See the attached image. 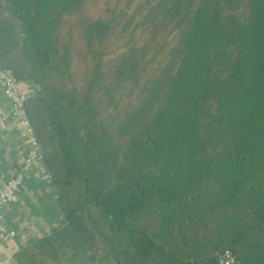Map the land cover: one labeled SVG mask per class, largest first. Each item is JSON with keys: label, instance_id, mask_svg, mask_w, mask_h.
<instances>
[{"label": "trees", "instance_id": "obj_1", "mask_svg": "<svg viewBox=\"0 0 264 264\" xmlns=\"http://www.w3.org/2000/svg\"><path fill=\"white\" fill-rule=\"evenodd\" d=\"M0 68L62 214L16 264H264V0H0Z\"/></svg>", "mask_w": 264, "mask_h": 264}, {"label": "crops", "instance_id": "obj_2", "mask_svg": "<svg viewBox=\"0 0 264 264\" xmlns=\"http://www.w3.org/2000/svg\"><path fill=\"white\" fill-rule=\"evenodd\" d=\"M24 87L32 95L37 92L31 83H24ZM14 103V99L7 97L4 88L0 87V186L20 171L31 151L26 129L13 113ZM44 168L42 162L34 164L19 192L18 202L3 211L4 225L15 231L18 237L0 240V264H16L15 255L28 241L34 242L49 235L52 227L62 219L59 188L43 179Z\"/></svg>", "mask_w": 264, "mask_h": 264}, {"label": "built area", "instance_id": "obj_3", "mask_svg": "<svg viewBox=\"0 0 264 264\" xmlns=\"http://www.w3.org/2000/svg\"><path fill=\"white\" fill-rule=\"evenodd\" d=\"M0 87L4 88L7 97L14 99L13 113L19 117L21 126L26 129L31 146V151L27 154L20 171L0 186V240L8 241L17 238L18 234L15 231L8 230L4 225L3 211L7 206L18 202V195L25 183L27 174L36 162L44 164V155L25 109L26 101L32 94L10 72L1 68ZM43 179L53 182V177L46 167L44 168ZM21 238L25 241L24 237L21 236ZM222 264H235L234 256L230 252H226L222 259Z\"/></svg>", "mask_w": 264, "mask_h": 264}, {"label": "rangeland", "instance_id": "obj_4", "mask_svg": "<svg viewBox=\"0 0 264 264\" xmlns=\"http://www.w3.org/2000/svg\"><path fill=\"white\" fill-rule=\"evenodd\" d=\"M50 264H53L52 262H50Z\"/></svg>", "mask_w": 264, "mask_h": 264}]
</instances>
